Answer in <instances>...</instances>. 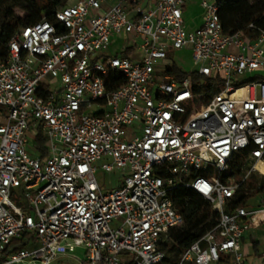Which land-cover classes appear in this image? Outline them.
Masks as SVG:
<instances>
[{
	"label": "built area",
	"instance_id": "2783aa9c",
	"mask_svg": "<svg viewBox=\"0 0 264 264\" xmlns=\"http://www.w3.org/2000/svg\"><path fill=\"white\" fill-rule=\"evenodd\" d=\"M190 1L67 0L53 21L21 26L8 40L0 264H246L244 235L264 222V191L246 187L254 175L264 180V77L254 74L264 71V27L250 39L225 32L216 0H199L202 23L189 30ZM118 34L125 41L112 55ZM183 48L191 72L219 79L207 92L170 71L169 53ZM97 172H118V185L101 187ZM177 184L218 219L170 261L162 243L184 222L169 197ZM255 194L259 207H249Z\"/></svg>",
	"mask_w": 264,
	"mask_h": 264
},
{
	"label": "trees",
	"instance_id": "16d2710c",
	"mask_svg": "<svg viewBox=\"0 0 264 264\" xmlns=\"http://www.w3.org/2000/svg\"><path fill=\"white\" fill-rule=\"evenodd\" d=\"M66 2L67 0H0V54L5 53L6 43L19 27L41 19L53 21L55 10ZM216 3L225 32L243 30L250 39L256 37L259 29L264 27V0H216ZM14 9H20V12ZM170 71L178 79L190 77L191 89L194 93L207 92L214 80H217L187 71L175 59H173ZM254 77L255 75H252L245 82ZM45 142L46 138L41 134L33 140L41 158L47 155ZM241 164L237 162L233 165L231 173H240ZM251 180L248 187L253 186L257 191H264V180H259L262 183L258 186L255 185L256 176H252ZM169 197L175 208L182 213L185 225L184 230L177 233L171 241L162 243V247L169 255L168 260L175 261L191 243L199 240L216 224L218 213L206 199L191 188L180 184L171 187ZM257 244V241L252 243L254 248Z\"/></svg>",
	"mask_w": 264,
	"mask_h": 264
},
{
	"label": "rangeland",
	"instance_id": "374dc122",
	"mask_svg": "<svg viewBox=\"0 0 264 264\" xmlns=\"http://www.w3.org/2000/svg\"><path fill=\"white\" fill-rule=\"evenodd\" d=\"M69 1L71 2L72 0H69ZM14 11L20 12V9H14ZM202 13H203V10L200 6L199 0L188 2L186 10L184 11V14H183L186 27L197 26L201 21ZM124 41H125L124 34H118L115 37V41L109 46V48L107 50L108 53H110L112 55L115 54L116 51L121 49V47L124 44ZM169 56L171 59H175L178 62V64L183 69H185L187 71H191L194 68V63H193L190 48L171 50V52L169 53ZM254 74L264 75V71H259V72H256ZM254 74H252V75H254ZM252 75H250V76H252ZM237 79L239 81H243L245 79V76H239ZM32 139L33 138L30 137V142L28 144V150H27L28 153H32L31 152ZM254 176H256L255 184H257V182H259V180H261V177L259 175H254ZM118 177H119L118 172H114V173H110V174L105 173V172H97V174H96V178H97L98 183L100 184L101 187H103L105 189H109L111 187L118 185V182H119ZM250 181H252V180H250ZM246 187H247V191H250V190L253 191L254 190L252 188L253 186L248 187V184L246 185ZM255 191H256V189L254 190V192ZM19 198H20V196H17V197L12 196L11 197V199L17 205H21ZM258 199H259V194H255V195L249 197L247 200V205L249 207H254V208L259 207L258 206ZM184 227H185V225L183 224V225L177 227V229L170 231L164 239L166 241H171L177 233L184 230ZM252 235H253L252 236L253 240L255 239V240L259 241L257 255L258 256L262 255V252H264V222L254 230ZM246 242H249V236H246ZM253 251L254 250L251 247V243L244 245V252L243 253L245 256L251 255ZM74 255L79 257V258H83L84 249L77 248L74 252ZM64 264H72V263L67 261ZM225 264H229L227 260H226ZM246 264H249V262H246Z\"/></svg>",
	"mask_w": 264,
	"mask_h": 264
},
{
	"label": "crops",
	"instance_id": "0c3cea01",
	"mask_svg": "<svg viewBox=\"0 0 264 264\" xmlns=\"http://www.w3.org/2000/svg\"><path fill=\"white\" fill-rule=\"evenodd\" d=\"M193 1H195V0H193ZM190 2H192V1H190ZM201 23H202V16H201V21H200V23L197 26H195V27L194 26H191V27H186V28L189 29V30L195 29V28L199 27L201 25ZM257 227L258 226H255L253 229H251L250 231L246 232V234L244 235L242 244H241V248H242L243 252H244V245H247L249 243H251V247L254 250L251 255H247L246 256V262H249V264H259V262L261 260V255H259V256L257 255L259 241L258 240H255V239L254 240L252 239V236H253L252 234H253L254 230ZM246 236H249V242H246ZM253 241H257V243H258L257 246H256V248H254V246L252 245ZM225 263H226V260H222V261H220V262H218L216 264H225Z\"/></svg>",
	"mask_w": 264,
	"mask_h": 264
},
{
	"label": "bare ground",
	"instance_id": "6f19581e",
	"mask_svg": "<svg viewBox=\"0 0 264 264\" xmlns=\"http://www.w3.org/2000/svg\"><path fill=\"white\" fill-rule=\"evenodd\" d=\"M262 170H264V168H262Z\"/></svg>",
	"mask_w": 264,
	"mask_h": 264
}]
</instances>
